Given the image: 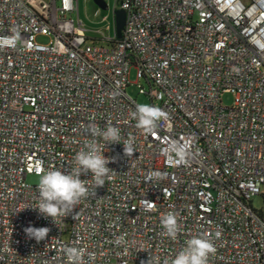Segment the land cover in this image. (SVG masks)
I'll list each match as a JSON object with an SVG mask.
<instances>
[{"label":"built area","instance_id":"1","mask_svg":"<svg viewBox=\"0 0 264 264\" xmlns=\"http://www.w3.org/2000/svg\"><path fill=\"white\" fill-rule=\"evenodd\" d=\"M118 8L121 36L113 28L101 46L85 34L77 0H0V264H67L69 246L94 253L91 264L149 256L163 264L201 234L216 247L208 264H264V0H119ZM131 66L149 105L168 113L152 134L131 115ZM107 124L135 152L106 144L115 162L105 185L82 174L89 195L57 224L25 208L38 202V183L26 176L70 171L94 139L87 129ZM154 171L163 178L146 181ZM168 212L175 239L161 225ZM28 226L50 232L37 243Z\"/></svg>","mask_w":264,"mask_h":264},{"label":"clouds","instance_id":"2","mask_svg":"<svg viewBox=\"0 0 264 264\" xmlns=\"http://www.w3.org/2000/svg\"><path fill=\"white\" fill-rule=\"evenodd\" d=\"M131 115L136 120V127L145 134H152L158 128L159 121L169 118L168 113L160 107L146 103H137ZM87 132L94 139L89 140L75 155L74 161L77 166L70 171L58 168L42 171L38 181V202L25 208H32L45 219L51 218L52 222L57 224L58 218L68 216L82 199L88 197V180H82V174L91 173L95 188L104 186L106 181L111 178L114 170L108 165L115 162V158L104 155L106 144H123L124 155L127 157L132 156L135 152L132 139H124L121 143L122 137L117 126L107 124L101 129L91 125ZM96 137L102 138L105 142L103 146L99 140L95 139ZM174 150L179 156L177 162H185L183 148H174ZM163 175L158 171L150 172L146 181L152 182L161 179ZM161 225L167 237L171 239L177 237L180 227L175 213L164 214L161 217ZM24 232L27 238L34 239L39 243L47 238L50 228L28 226L24 228ZM219 235L220 233L217 232L216 236L219 237ZM122 241L123 237H118L116 243L119 244ZM63 253L67 264H86L85 257H87V264H91L95 255L82 247L71 246L65 247ZM215 253L216 247L213 240L208 234H201L187 240L186 246L173 257L165 258L163 264H208L209 256ZM147 264H158V259L149 256Z\"/></svg>","mask_w":264,"mask_h":264},{"label":"rangeland","instance_id":"3","mask_svg":"<svg viewBox=\"0 0 264 264\" xmlns=\"http://www.w3.org/2000/svg\"><path fill=\"white\" fill-rule=\"evenodd\" d=\"M107 3L106 9H101L94 4L92 0H77L78 16L83 22L85 28V34L94 38L93 41L101 46H106L107 42L104 37H110L113 35V15L112 11L118 8L119 0H104ZM72 18L75 20L76 14L72 13ZM37 40L40 42H46L47 38L44 36H38ZM92 42V40H90ZM135 67L131 66L128 72V83L125 87L127 95L137 103L149 104L150 101L145 93L139 92L138 87L142 86L146 90L148 85L143 79L137 81L135 75ZM221 101L225 105H229L232 102V96L228 92H224L221 95ZM25 181L29 184H37L39 177L35 174H28ZM251 205L254 208H259L262 205V197L260 195H254L251 198ZM126 264H133L127 262Z\"/></svg>","mask_w":264,"mask_h":264},{"label":"water","instance_id":"4","mask_svg":"<svg viewBox=\"0 0 264 264\" xmlns=\"http://www.w3.org/2000/svg\"><path fill=\"white\" fill-rule=\"evenodd\" d=\"M95 5H97L101 9L107 8V3L104 0H92ZM113 15V28L116 34V37L119 38L121 36V31L124 25L125 19V11L122 8H116L112 11Z\"/></svg>","mask_w":264,"mask_h":264},{"label":"trees","instance_id":"5","mask_svg":"<svg viewBox=\"0 0 264 264\" xmlns=\"http://www.w3.org/2000/svg\"><path fill=\"white\" fill-rule=\"evenodd\" d=\"M93 41V40H92Z\"/></svg>","mask_w":264,"mask_h":264}]
</instances>
